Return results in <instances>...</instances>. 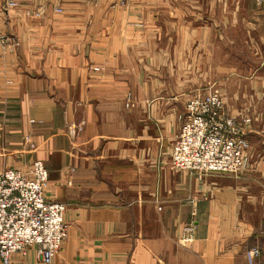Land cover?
I'll use <instances>...</instances> for the list:
<instances>
[{
    "label": "crops",
    "instance_id": "0c3cea01",
    "mask_svg": "<svg viewBox=\"0 0 264 264\" xmlns=\"http://www.w3.org/2000/svg\"><path fill=\"white\" fill-rule=\"evenodd\" d=\"M115 1H0V167L44 162L45 197L65 204L68 224L52 264H247L253 246L264 264V0ZM219 1L244 32L236 45L227 38V64L238 66L225 106L251 118L250 169L200 179L173 169L169 153L214 69L215 33L234 26L215 21ZM186 224L195 231L184 245ZM11 264L42 263L28 247Z\"/></svg>",
    "mask_w": 264,
    "mask_h": 264
},
{
    "label": "built area",
    "instance_id": "2783aa9c",
    "mask_svg": "<svg viewBox=\"0 0 264 264\" xmlns=\"http://www.w3.org/2000/svg\"><path fill=\"white\" fill-rule=\"evenodd\" d=\"M0 1L11 9L31 0ZM179 119L170 154L173 169L197 173L202 179L210 172L235 174L246 168L249 141L216 92L193 94ZM47 180L48 172L39 159L27 171L0 169V264H11L12 256L28 247H34L42 264H52L61 249L68 235L66 206L47 201ZM194 229L192 224L184 225V244L193 241ZM260 255L258 246L247 249V264H255Z\"/></svg>",
    "mask_w": 264,
    "mask_h": 264
},
{
    "label": "rangeland",
    "instance_id": "374dc122",
    "mask_svg": "<svg viewBox=\"0 0 264 264\" xmlns=\"http://www.w3.org/2000/svg\"><path fill=\"white\" fill-rule=\"evenodd\" d=\"M128 0H116L115 2H114V4H116V5H118L119 7H123V5H125L126 4V2H127ZM230 2V1H229ZM218 4H219V6L220 7H224V8H226V13H224V16H221L218 12L216 13L217 15L215 16V21L218 23V24H220V22L221 23H223V20L225 21L226 20V23H227V21L229 22L228 24H230V21H232L231 22V26L232 25H234V26H232V30H229V28H230V26H228L227 28H226V30L225 31H223L222 29H220V30H217V32L215 33V41H216V49H215V58H214V61H215V65H214V69L212 68V72H211V75L210 76H208L207 77V79L205 80V79H203V78H199V82H200V84H201V89H200V91H199V93H204V92H211V91H214V92H216L217 94H218V96L221 98V100L225 103V96L227 95V71H229L230 70V68H234V67H236V66H238V64H234V62H229L228 64H227V55L228 56H230L228 53H227V38L228 39H230V40H233L234 42H235V45L236 44H238L240 41L238 40V38H242V36H243V31H241L240 30V28H239V21H236L235 23H234V20H233V16H232V18H229L228 16H227V1H225V4L224 3H222V2H218ZM223 4H224V6H223ZM18 5V4H17ZM4 9H7V8H4ZM138 10H137V14H138V12H139V8H137ZM141 10H144V9H141ZM146 12V15H142V16H138V17H140V18H144L145 19V22H147V23H149L150 25H152V24H154L155 25V23L156 24H158L159 22H156L153 18L152 19H150V17H149V15L147 14V11H145ZM140 15V14H139ZM237 18H239V17H237ZM139 22H141V21H139ZM142 24V23H141ZM228 29V30H227ZM183 35H184V38L186 37V39H187V37L189 36V39H190V32H186V31H184L183 33H182ZM197 35L198 34H196V37H197ZM245 36H247V34L245 33ZM248 37V36H247ZM250 37V38H249ZM249 40H255L254 38H252L251 37V35H250V33H249ZM226 39V45L225 46H223V44H222V41L223 40H225ZM186 50V49H185ZM188 50H192L191 52L192 53H195L196 51H198V53H202V51L204 50L203 48H197V47H195V48H192V49H188ZM206 50V49H205ZM229 51L231 52V54H235V55H245L246 53L249 55V56H253V55H255V52H253V53H251V49H249V48H247V50H245V49H240L238 46L237 47H235V46H232V47H230L229 48ZM203 55V54H202ZM184 65H183V70L184 71H190V69H192V67L190 68L189 67V65H191L190 64V62L189 63H183ZM205 62L203 61L202 62V60L200 61V65H198L199 67H200V73L201 74H203V70L202 69H205ZM193 66V65H192ZM195 66V68H196V65H194ZM207 83H209L208 85H207ZM206 87H208V86H210V85H212V87H210L209 88V90H207L206 88H204L205 86ZM202 86H204V87H202ZM195 93H197V92H195ZM195 93H193V94H195ZM192 94V95H193ZM191 95V96H192ZM190 96V97H191ZM189 97V98H190ZM188 98V99H189ZM188 101V100H187ZM125 105L126 106H128L129 105V103L128 102H126L125 103ZM185 106H186V104H185ZM229 115H231V114H229ZM232 116V115H231ZM233 117V116H232ZM235 118V117H234ZM236 119V118H235ZM237 120V119H236ZM238 121V120H237ZM239 122V124L241 125V128H242V123H251V118L249 117V116H243L242 117V121H238ZM72 126H70V128H71ZM76 128H80L79 127V124H76ZM180 128V127H179ZM72 130H76V129H74V128H71ZM79 130V129H78ZM178 132H179V130H178ZM177 132V133H178ZM177 135V134H176ZM176 135H175V138H176ZM174 138V139H175ZM174 141V140H173ZM172 141V142H173ZM171 148H172V143H171V147H170V153L169 154H171ZM246 156H247V159H248V154H247V152H246ZM170 157V156H169ZM0 161H1V159H0ZM42 161V160H41ZM42 163L44 164V162L42 161ZM44 166H45V164H44ZM170 166H171V159H170ZM46 168V167H45ZM0 169H5V168H1L0 167ZM250 169V167H249V160H248V163L246 164V168H243L242 170H240L239 172H237V173H235V174H233V173H225V174H227V175H232V176H238L239 174H241V173H243V172H245L246 170H249ZM46 170H47V168H46ZM182 171V170H181ZM183 171H185V170H183ZM48 172V171H47ZM185 172H188V171H185ZM189 173V172H188ZM217 173H221V172H217ZM189 174H191V175H194V176H196L197 177V173H194V172H191V173H189ZM205 176H207V174L205 175ZM204 176V177H205ZM203 177V178H204ZM201 179V178H200ZM183 228H184V226H183ZM183 231V230H182ZM194 231H195V229H194ZM193 234H194V232H193ZM182 235H183V232H182ZM182 235H181V241H182ZM193 238H194V236H193ZM182 243H183V241H182ZM184 244V243H183ZM184 245H186V244H184ZM261 256V255H260ZM260 258V257H259ZM259 258H258V260H257V262L255 263V264H258V261H259Z\"/></svg>",
    "mask_w": 264,
    "mask_h": 264
}]
</instances>
